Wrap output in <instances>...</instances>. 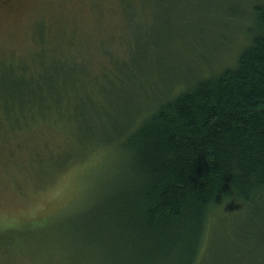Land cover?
Listing matches in <instances>:
<instances>
[{
	"label": "trees",
	"instance_id": "obj_1",
	"mask_svg": "<svg viewBox=\"0 0 264 264\" xmlns=\"http://www.w3.org/2000/svg\"><path fill=\"white\" fill-rule=\"evenodd\" d=\"M248 34L235 66L175 73L163 95L140 92L145 101L137 113L93 138L117 147L119 176L67 230L71 259L74 247L92 264H255L251 253L233 248L239 244H255L264 254V2L255 6ZM46 46L40 50L52 52ZM137 47L130 44L135 58ZM140 48L153 56L160 51L156 41ZM107 56L112 66L103 68L104 78L67 60L9 64L0 88L5 99L18 101L6 106L11 126L30 117L83 122L90 110L101 117L99 96L110 87L128 91L139 69L137 61L133 67ZM217 226L230 230L223 235Z\"/></svg>",
	"mask_w": 264,
	"mask_h": 264
},
{
	"label": "rangeland",
	"instance_id": "obj_2",
	"mask_svg": "<svg viewBox=\"0 0 264 264\" xmlns=\"http://www.w3.org/2000/svg\"><path fill=\"white\" fill-rule=\"evenodd\" d=\"M263 2L0 0L2 74L9 64L19 68L46 57L54 63L76 62L85 75L93 71L104 78L106 67L112 66L108 52L139 65L129 90L107 89L99 96L104 104L98 109L101 117L88 110L83 122L30 117L11 126L6 106L18 101L5 99L8 94L0 88V264H92L86 252L75 247L73 258L67 255V230L82 222L102 193L116 185L120 164L116 146L93 138L113 132L116 122L121 126L137 113L145 101L140 92L150 98L163 95L175 73L215 74L235 66L250 39L254 8ZM151 41L160 46L155 56L139 49V43ZM46 44L52 52L40 50ZM130 44H138V58ZM91 100L98 105L92 94ZM72 113L67 116L74 117ZM244 219L239 218L242 226ZM216 229L225 235L230 227ZM233 248L251 253L255 264L264 262L263 250L255 244Z\"/></svg>",
	"mask_w": 264,
	"mask_h": 264
}]
</instances>
